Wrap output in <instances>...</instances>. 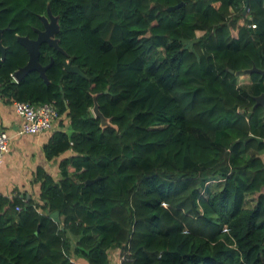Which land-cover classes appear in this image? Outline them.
I'll use <instances>...</instances> for the list:
<instances>
[{
	"label": "trees",
	"instance_id": "1",
	"mask_svg": "<svg viewBox=\"0 0 264 264\" xmlns=\"http://www.w3.org/2000/svg\"><path fill=\"white\" fill-rule=\"evenodd\" d=\"M49 15L45 80L13 81L18 37ZM0 29L2 101L52 100L66 120L38 202L0 194V264H108L112 248L119 264H264V72L238 73L264 69V0H0Z\"/></svg>",
	"mask_w": 264,
	"mask_h": 264
},
{
	"label": "crops",
	"instance_id": "2",
	"mask_svg": "<svg viewBox=\"0 0 264 264\" xmlns=\"http://www.w3.org/2000/svg\"><path fill=\"white\" fill-rule=\"evenodd\" d=\"M20 118L13 110L12 102L5 103L0 98V129L9 137L8 149L3 154L0 163V194L4 196L18 195L30 198L38 202L37 169L46 172L57 179V159L46 160L43 155L45 145L51 131L64 129L66 120L58 125V119L54 120L51 128L37 134H14ZM264 161V153L260 154ZM55 174V175H53ZM108 264H119V249L112 248L107 251ZM75 264H88L83 258L72 256Z\"/></svg>",
	"mask_w": 264,
	"mask_h": 264
},
{
	"label": "water",
	"instance_id": "3",
	"mask_svg": "<svg viewBox=\"0 0 264 264\" xmlns=\"http://www.w3.org/2000/svg\"><path fill=\"white\" fill-rule=\"evenodd\" d=\"M180 3H178L176 5H179ZM245 10H246V5H244V7H243V12ZM42 21H43V30H40L37 32L35 39H28L26 37H18V41L25 47V49L27 51L28 58H27L26 63L23 66H21V67H19L13 71V77H14L15 81H17L21 76H23L29 70H36L39 73V75L45 80L44 69L49 65L50 62L48 64H46L45 66H42L39 64V62L37 61L38 44L42 41H45L48 44L52 45L53 47L58 48L56 45V41L53 38V34L57 29V25L55 23V17L50 16V15H49V20L42 18ZM0 32H1V29H0ZM3 57H4V48L0 44V60H2ZM62 68L66 72L76 73V74L86 78L85 75L80 71L78 66L71 64L69 60L62 62ZM229 71L232 72L231 70H229ZM251 71L264 72V69L259 70V69H256L252 65L251 68L238 71V73H242V72H248L249 73ZM92 98H93V104L91 107V113L94 117H97L99 119V126L101 128H103L104 126L112 125V124H110L109 119L107 117L103 116L100 113V111L98 110V105L95 101V94L92 95ZM255 99H256V102L263 103L264 91L261 92L260 94H258L257 96H255ZM112 127L116 128L115 125H112ZM95 179H97V177ZM95 179L86 180L85 183L92 182Z\"/></svg>",
	"mask_w": 264,
	"mask_h": 264
},
{
	"label": "built area",
	"instance_id": "4",
	"mask_svg": "<svg viewBox=\"0 0 264 264\" xmlns=\"http://www.w3.org/2000/svg\"><path fill=\"white\" fill-rule=\"evenodd\" d=\"M249 26L254 28V24H250ZM10 77L15 81L13 72L10 74ZM12 106L16 115L20 118L19 125L14 132L17 136H22L24 134H37L41 131L47 130L52 127L54 120L57 118L56 107L52 100L39 103L13 101ZM8 140V135L0 129V163L3 154L8 149ZM221 182H223V178L216 177L208 180L206 183ZM15 210H19V207L15 206Z\"/></svg>",
	"mask_w": 264,
	"mask_h": 264
},
{
	"label": "rangeland",
	"instance_id": "5",
	"mask_svg": "<svg viewBox=\"0 0 264 264\" xmlns=\"http://www.w3.org/2000/svg\"><path fill=\"white\" fill-rule=\"evenodd\" d=\"M262 153H264V152H262ZM261 153V154H262ZM53 175H55V174H53ZM54 178V177H53ZM246 205H248V206H250L251 205V203H249V196H247V198H246Z\"/></svg>",
	"mask_w": 264,
	"mask_h": 264
}]
</instances>
